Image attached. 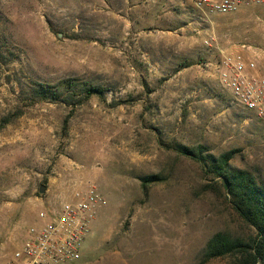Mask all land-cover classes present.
Here are the masks:
<instances>
[{
  "label": "rangeland",
  "instance_id": "374dc122",
  "mask_svg": "<svg viewBox=\"0 0 264 264\" xmlns=\"http://www.w3.org/2000/svg\"><path fill=\"white\" fill-rule=\"evenodd\" d=\"M223 51L264 75V6L0 0V264L39 211L88 183L106 203L72 264H238L205 247L254 230L180 149L234 151L230 167L264 184V118L219 82Z\"/></svg>",
  "mask_w": 264,
  "mask_h": 264
},
{
  "label": "built area",
  "instance_id": "2783aa9c",
  "mask_svg": "<svg viewBox=\"0 0 264 264\" xmlns=\"http://www.w3.org/2000/svg\"><path fill=\"white\" fill-rule=\"evenodd\" d=\"M194 7L231 14L242 2L264 6V0H191ZM219 82L244 110L264 118V75L255 60L241 52L223 51L215 64ZM106 200L93 184L75 188L64 200L39 211L36 220L2 264H72L82 257L92 222Z\"/></svg>",
  "mask_w": 264,
  "mask_h": 264
},
{
  "label": "trees",
  "instance_id": "16d2710c",
  "mask_svg": "<svg viewBox=\"0 0 264 264\" xmlns=\"http://www.w3.org/2000/svg\"><path fill=\"white\" fill-rule=\"evenodd\" d=\"M91 91H86L84 99L89 98ZM180 149L184 155L195 157L206 174L219 179L232 210L255 232L249 239L217 233L208 241L204 257L214 259L230 255L237 256L238 264H264V184H259L250 172L230 167L234 151L201 156L188 148ZM156 181L157 176H149L142 180V185L145 187Z\"/></svg>",
  "mask_w": 264,
  "mask_h": 264
},
{
  "label": "water",
  "instance_id": "95a60500",
  "mask_svg": "<svg viewBox=\"0 0 264 264\" xmlns=\"http://www.w3.org/2000/svg\"><path fill=\"white\" fill-rule=\"evenodd\" d=\"M45 190V187L43 185L40 186L39 192L42 193Z\"/></svg>",
  "mask_w": 264,
  "mask_h": 264
}]
</instances>
